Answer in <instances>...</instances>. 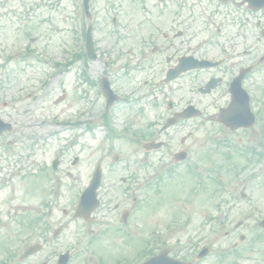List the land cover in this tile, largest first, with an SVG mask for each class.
I'll use <instances>...</instances> for the list:
<instances>
[{"label": "flooded vegetation", "instance_id": "1", "mask_svg": "<svg viewBox=\"0 0 264 264\" xmlns=\"http://www.w3.org/2000/svg\"><path fill=\"white\" fill-rule=\"evenodd\" d=\"M156 1L160 8L147 10L146 17L137 19L127 36L119 40L118 44L127 48L121 58L130 57L131 60L116 58L117 62L120 60L123 64L117 76L102 74L96 84L83 76L87 90H96L95 95L98 93L101 96L104 108L102 117L110 119L108 114L114 107L120 116L122 127L143 122L141 129H144L140 132L145 135L142 137L147 138V142L162 141L172 165H175L174 159L178 153L184 152V155L189 156L190 152L184 146L193 132L203 127L214 129L213 139L218 144L221 139L219 129H222L229 136L225 143L220 144L225 145L228 150L222 154L227 164L240 167L234 170L238 175H259L264 161V0ZM81 45L78 54H72L73 58H79L81 53L85 56L84 41ZM203 60L217 65L207 70L183 71L188 65ZM102 78L108 82L112 97L117 98V102L109 109H106V100L101 93ZM187 81L191 82L189 87ZM207 87L210 91L204 94ZM188 107H192V110L185 113ZM154 111H159L160 114L148 120V114ZM224 119L229 120V127L240 123L244 127L231 131L223 125ZM155 120H161V126L168 121L174 122V125L165 131L158 129L152 134L149 129L156 126ZM186 126H191L193 131L187 133L190 134L189 137L179 138L178 145L174 146L172 142ZM173 129L174 133L166 135ZM179 145L182 146L179 150L172 151L175 147L179 148ZM151 154L143 153L144 161H148ZM67 157L64 152L59 154V167L57 171H53L54 177L57 182L64 179L70 182L69 185H59V188L71 193H82L90 185L91 169L88 165L82 180L80 173L76 176L72 170L60 171L64 165L63 159ZM199 163L201 164V160L197 161L198 165ZM80 164L78 157L71 158L70 167H78ZM138 171L140 170H134L124 181L122 177L119 178L120 184L124 183L126 189L128 185L131 186L132 207L127 208L126 200L116 195V202H110L112 207L107 211V199L103 197V204L94 216L102 215L103 219L110 221L111 224L105 228H102L105 224L98 223L95 218L91 223L75 220L76 206L69 212L61 210L73 223L82 224L86 241L83 250L87 252L85 256L91 253V242L97 239L141 235L148 241L155 235L153 219L156 202L150 200L151 196L137 201L134 195L138 191H148L151 187L148 182L140 183L144 180L140 178ZM197 172L196 195L200 199L197 204L199 208L206 206L207 209L199 223L197 240L201 242L202 239L213 238L222 232L223 239L234 242L229 249L220 252L207 247L198 251L193 264H264V201L260 200L264 185L249 184L248 179L243 183L237 181V185L226 184L222 187L217 165L210 169L200 168ZM115 176V170H105L103 186L99 190L101 198L109 187L107 185L111 189H117L118 181ZM227 176L229 177V171ZM57 193L56 191L55 196ZM55 204V201H50L46 205H52L46 211L47 222ZM124 213L128 215L126 224L120 221ZM185 213V208H182L181 216ZM149 216L151 219L148 221ZM113 223H117L116 231L110 234ZM52 226L53 224L41 227L40 231L36 228L35 232H27L24 218L0 217V230H4L0 233V264H57L63 253L76 258V242L68 247H60L56 241L63 229ZM182 231L183 229L181 234ZM158 233L161 234L160 230ZM92 236L97 239H92ZM30 238H35L34 244H40L41 249L27 256L25 254L30 246ZM236 240H241L244 248H236L240 245ZM46 250L48 253L51 250L49 256L48 253L43 255ZM152 251L154 252L153 245ZM130 253L129 256H121L114 264H139L137 251L131 249ZM85 256L83 259L79 257V264H89L87 261L92 260L85 259Z\"/></svg>", "mask_w": 264, "mask_h": 264}, {"label": "rangeland", "instance_id": "2", "mask_svg": "<svg viewBox=\"0 0 264 264\" xmlns=\"http://www.w3.org/2000/svg\"><path fill=\"white\" fill-rule=\"evenodd\" d=\"M0 4H2L0 9V118L14 123L15 126L11 134H3L0 137V189L5 187L0 191V216L10 215V217L22 218L38 215L40 217L45 211V209H40L41 201L47 202L49 193L44 191L42 181L37 180L41 178L43 171H39L38 174H34V171L45 166L48 159L52 155H56L61 147L67 146L69 142L76 141L78 143L68 153L70 156H79L81 164L78 167H70L68 158L65 159V164L76 176L80 173L81 180L87 166L89 165L90 169H93L95 164L102 161L103 158L105 159L102 168L114 169L116 181L119 176H127L132 169H140L136 166L133 157L137 147L132 144H126L121 140L108 143L98 135L100 129H96L91 135L81 127L73 128L62 124L75 121L77 117L96 120L101 116L102 110L100 104L91 109L89 104L86 105L85 102L77 99L80 90H82V84L78 82V72L75 68L66 67L65 60L66 58L69 60V56L63 51L67 52L72 45L71 38L75 35L74 28L81 25L85 30L89 24H92L93 40L100 53V58L88 65L89 78L94 80L100 77L101 73L113 72L112 68L118 71L116 69L121 61L112 67L107 63L111 60H105L109 57H117L118 53L112 52L108 55L104 53L109 52V46L114 41L112 35L115 34V30H118L114 28L115 26L113 27L112 19H118L119 13L124 14L125 16L121 17L123 24H125L126 30H131L134 20L137 19L133 14L139 15L138 19H140L141 12H137V10L151 9L154 7V0H89L91 19H86L81 13L80 0H0ZM121 10L123 11L120 12ZM120 32L123 34L125 29ZM30 38L35 40L34 44L30 43ZM74 40H76L75 37ZM26 47H28V51H34V54L25 55ZM114 47L113 49L116 50ZM120 48L124 50L122 46L118 47L119 52H122ZM19 51L20 53H16V55L15 52ZM53 63L65 65V68L59 70L54 67ZM77 65L78 68H81L80 63ZM106 67L110 69L106 70ZM116 76L117 74L114 73V77ZM38 81H44L45 84L41 90L36 91L34 86ZM60 96H63V101L55 104ZM2 102L8 103L6 109ZM159 114L153 112L152 116L156 118ZM188 130L190 128H184L181 131V136L185 135ZM211 131L214 130L202 128L198 133L196 132L187 145L198 151L199 148L194 145L197 141L202 142V146L198 145L199 151H210L211 149L213 152L219 153L227 151L226 147L219 149V145L218 148H214L213 143H205L207 138L212 136ZM78 135L79 137H77ZM34 142L38 144L31 145ZM195 151L192 153L196 154ZM159 153L153 157V163L158 160V157L168 159L165 151ZM114 155H118L120 158L117 164L112 163ZM182 170L183 167H179L178 174L182 175ZM145 173L149 174L150 171L145 169ZM36 175L37 179H35ZM263 175L264 173L260 177ZM260 177L256 181H251L250 184H264L263 178ZM45 181L43 180V182ZM186 182L187 178H180L166 184L165 193L158 199L161 201V205L168 208L165 211L158 210L164 211L160 214L162 217L180 216L178 208L173 206V201H178L183 195ZM61 184L69 185L70 182L64 179ZM118 185H120L119 182ZM120 188V186H117V189L108 188L107 196L111 197L114 202L116 195L123 199ZM66 192L65 189L60 188L58 210L53 209V214L48 222L45 219V224L48 226L53 224V228H59L64 224L65 216L60 213V210L62 208L71 209L74 205L72 202L74 193ZM148 193L143 192L142 197L145 199V194ZM103 195L106 197L105 194ZM111 198L107 200L110 201ZM260 200L264 201V191L260 194ZM191 210L192 208L186 205V214L190 220L189 230L180 236L172 237L167 241L168 245L174 244V240L194 234L198 227L196 224H199L204 217L205 210H202L201 213L199 211L191 213ZM150 219L151 216L147 217L148 221ZM104 220L100 219V223ZM106 226L104 225L102 228ZM61 229H63L62 234L56 242L60 247H68L71 243L76 242L74 255L76 258H71L72 263L70 262V264H79V257L83 259L87 253L83 251L86 241L82 224L70 222L62 225ZM115 229L113 227L110 234ZM3 232L4 230H0V233ZM35 241V238L28 240L29 244ZM133 241H136L138 248L141 247V242L134 238ZM109 242L111 244L123 243V241ZM229 242V240L220 239L216 243L217 250L227 247ZM182 245L184 244L182 243ZM193 248L195 249V245ZM90 249L102 254L101 264L106 256L114 259L121 255L120 249L106 245L105 240L92 242ZM189 249L186 250L188 254ZM48 251L46 250L43 255L45 256Z\"/></svg>", "mask_w": 264, "mask_h": 264}, {"label": "water", "instance_id": "3", "mask_svg": "<svg viewBox=\"0 0 264 264\" xmlns=\"http://www.w3.org/2000/svg\"><path fill=\"white\" fill-rule=\"evenodd\" d=\"M2 129L3 128L0 126V131ZM95 187H96V185H92L90 190L87 193H85V195L82 197V201H81L82 207L85 206L86 208H88V210H87L88 213L91 212L92 210H94L95 206L97 205L96 201H94ZM162 259H163V257L161 259H159V258L158 259H152L146 264H167Z\"/></svg>", "mask_w": 264, "mask_h": 264}]
</instances>
